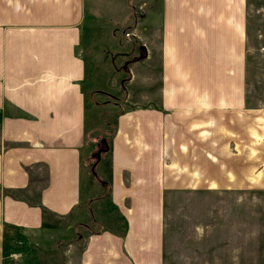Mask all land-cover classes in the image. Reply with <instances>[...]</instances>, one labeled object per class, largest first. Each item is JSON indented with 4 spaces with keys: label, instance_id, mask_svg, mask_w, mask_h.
Returning <instances> with one entry per match:
<instances>
[{
    "label": "crops",
    "instance_id": "crops-1",
    "mask_svg": "<svg viewBox=\"0 0 264 264\" xmlns=\"http://www.w3.org/2000/svg\"><path fill=\"white\" fill-rule=\"evenodd\" d=\"M93 1L0 0V264L19 253L17 243L46 251L57 239L73 241L102 186L86 167L80 50ZM155 1L159 9L145 14L146 57L137 61L145 69L133 71L150 87L117 113L97 164L124 229L88 232L60 264H165L169 206L204 182L249 185L246 0Z\"/></svg>",
    "mask_w": 264,
    "mask_h": 264
},
{
    "label": "rangeland",
    "instance_id": "rangeland-1",
    "mask_svg": "<svg viewBox=\"0 0 264 264\" xmlns=\"http://www.w3.org/2000/svg\"><path fill=\"white\" fill-rule=\"evenodd\" d=\"M91 4L80 45L88 69L84 84L89 119L86 167L90 182L99 185L98 180L102 186L86 202V215L74 227L73 241L57 239L46 251L17 243L21 252L16 249L19 253L9 256L7 264H60L65 251L82 247L88 232L104 228L122 232L125 226L108 201V182L100 180L97 168L106 149L99 159L97 151L104 147L103 138L108 143L117 113L145 89L143 75L134 76L133 71L145 69L143 62L137 63L146 57L145 41L151 36L145 32V14L150 7L160 6L155 0H95ZM245 9L246 87L249 106L255 108L250 110L249 185L207 187L204 182L182 197L185 203L169 206L165 264H264V166L257 163L254 130L256 116L264 110V0H246Z\"/></svg>",
    "mask_w": 264,
    "mask_h": 264
},
{
    "label": "water",
    "instance_id": "water-1",
    "mask_svg": "<svg viewBox=\"0 0 264 264\" xmlns=\"http://www.w3.org/2000/svg\"><path fill=\"white\" fill-rule=\"evenodd\" d=\"M101 141L104 143V147H100L98 149V151H97L98 159L100 158L101 152L108 148V143L106 142V139L103 138Z\"/></svg>",
    "mask_w": 264,
    "mask_h": 264
},
{
    "label": "trees",
    "instance_id": "trees-1",
    "mask_svg": "<svg viewBox=\"0 0 264 264\" xmlns=\"http://www.w3.org/2000/svg\"><path fill=\"white\" fill-rule=\"evenodd\" d=\"M100 180H103V179H100Z\"/></svg>",
    "mask_w": 264,
    "mask_h": 264
}]
</instances>
